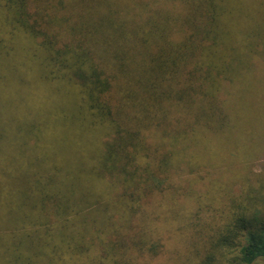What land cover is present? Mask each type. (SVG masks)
Masks as SVG:
<instances>
[{
    "label": "trees",
    "instance_id": "obj_1",
    "mask_svg": "<svg viewBox=\"0 0 264 264\" xmlns=\"http://www.w3.org/2000/svg\"><path fill=\"white\" fill-rule=\"evenodd\" d=\"M251 1L0 0V50L35 42L41 78L73 91L98 132L71 169L32 161L13 209L0 196V264H187L167 240L213 192L193 172L231 175L219 148L238 123L235 93L264 69V0L255 19ZM228 211L233 229L198 238L201 263L264 259V214Z\"/></svg>",
    "mask_w": 264,
    "mask_h": 264
},
{
    "label": "rangeland",
    "instance_id": "obj_2",
    "mask_svg": "<svg viewBox=\"0 0 264 264\" xmlns=\"http://www.w3.org/2000/svg\"><path fill=\"white\" fill-rule=\"evenodd\" d=\"M255 1L258 0L249 3L248 10H242L244 14H252L254 19L262 11ZM15 46L16 51L10 54L0 50V196L3 211L14 208V197L28 179L32 161L37 158L46 164L61 161L71 169L93 155L92 145L98 141V132H88L86 121L77 115L80 112L76 109L78 100L74 92L41 78V58L36 55V43L22 38ZM242 84L236 90L232 113L238 122L235 133L219 148L222 160L228 162L225 171L232 173L222 182L212 166L193 172L192 177L210 180L207 191L213 192L197 206L191 205L192 210L186 211V216L173 225V233L167 240L170 253L176 252L187 264H202L206 259L208 250L202 242L208 234L233 229V222L228 223L230 218H224L223 210L247 216L257 211L264 214V69H256ZM68 111H76L73 120H64L63 114ZM69 123L73 124L69 126ZM32 139L38 140V144L43 140V143L35 147ZM247 150L251 155L244 159ZM227 151H230V158L222 154ZM239 162L241 166L236 172L234 165ZM185 235L189 236L188 241ZM198 238L202 239V245L197 243ZM254 264H264V259Z\"/></svg>",
    "mask_w": 264,
    "mask_h": 264
}]
</instances>
